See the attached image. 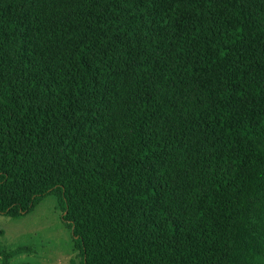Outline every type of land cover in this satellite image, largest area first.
I'll return each mask as SVG.
<instances>
[{"label": "trees", "instance_id": "1", "mask_svg": "<svg viewBox=\"0 0 264 264\" xmlns=\"http://www.w3.org/2000/svg\"><path fill=\"white\" fill-rule=\"evenodd\" d=\"M50 195L79 264H264V0H0V215Z\"/></svg>", "mask_w": 264, "mask_h": 264}, {"label": "rangeland", "instance_id": "2", "mask_svg": "<svg viewBox=\"0 0 264 264\" xmlns=\"http://www.w3.org/2000/svg\"><path fill=\"white\" fill-rule=\"evenodd\" d=\"M61 215L53 195L42 199L24 216L0 215V251L26 249L6 264H79L71 231L63 224ZM0 264H4L1 256Z\"/></svg>", "mask_w": 264, "mask_h": 264}]
</instances>
